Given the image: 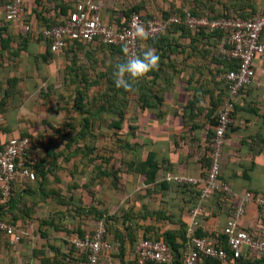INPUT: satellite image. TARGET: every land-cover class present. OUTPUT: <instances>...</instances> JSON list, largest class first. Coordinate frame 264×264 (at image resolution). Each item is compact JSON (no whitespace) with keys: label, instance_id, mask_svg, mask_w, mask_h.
<instances>
[{"label":"crops","instance_id":"crops-1","mask_svg":"<svg viewBox=\"0 0 264 264\" xmlns=\"http://www.w3.org/2000/svg\"><path fill=\"white\" fill-rule=\"evenodd\" d=\"M169 1L170 3L168 4L170 6H172L171 2L172 4L176 2L175 0ZM137 2L140 3L141 1ZM248 2L255 5L258 15L264 13V0H249ZM145 4H147V1ZM180 4L184 5L182 2ZM115 5L109 7L105 5L102 13L105 15L107 8L114 10L121 8L119 7L120 5H116L117 7ZM186 5V9H189V7L194 6V2L191 4L186 3ZM26 6L28 8L27 21L32 31L27 34L25 29L12 27L6 32L3 31L2 36L0 35V101H5L7 104L6 113H9V120L7 121L10 123L11 132L7 134V139L21 137L23 132H29L35 135V141L44 152L50 140V137H46L50 129H46L45 124H43L44 113H52L53 117H56L63 113L75 112L73 105L77 98V91L85 89L88 94H91L92 89L86 90V87L88 85L90 87L95 82L93 58H102L104 52H101V49L94 50L92 47L69 46L60 54L52 53L49 42L40 34L44 29L45 23L37 14V12L41 11V8L37 5V0H26ZM163 6L158 4L151 6V8L148 6V8L159 12ZM167 6L163 9L168 10L169 7ZM245 9H240L238 12L249 11ZM108 14L107 18H109ZM48 15L54 18L57 13L52 9ZM5 17L4 7L0 3L1 26L5 22ZM195 38L199 39V36H196L195 33L185 35L183 31L166 34L164 48H162L165 57L163 61L160 58L158 69L152 71L148 77L150 83L156 82L155 90L160 95L162 94L170 104L168 105L171 108L170 110L168 107H163L169 113H184L189 99H191L186 92V88L189 85L187 79H183L184 70L189 72L191 66L198 64L204 65L202 68H205L206 63L208 66L213 65L210 59L206 60L205 58V62H201V60L199 62L197 57L193 56L194 53H198L197 49L206 48L202 41L199 42ZM262 39L264 41V33ZM217 42H220L219 39L213 40L214 44L216 43L217 46L221 47V44H217ZM177 44H182V46L178 47ZM146 46L155 48L148 43ZM155 49L158 51L157 48ZM215 67L217 70L218 65L213 66V68ZM176 70L183 72V74L178 77L174 76L173 74L176 73ZM70 71H72V75H70ZM162 71L166 74L164 80H162ZM256 75L255 82L242 92L236 104L235 113L232 115L221 158V179L228 183L239 196L246 192H251L264 197V55L256 61ZM5 76L14 80L10 83L4 80ZM8 93L9 95H7ZM152 114L154 116V113H150V116ZM58 120L55 123L52 120L50 121V125L55 129L60 128L57 126L60 123V119ZM164 122L163 125L162 123L156 125L154 129L156 133L165 134L163 144L159 143L157 145L154 143L156 150L154 147L147 146L150 151L147 159L153 154L155 156L154 160L159 167L156 175L157 183L164 181L168 173L202 178L206 171V167L202 163V157L209 142V133L214 130L212 122H208L206 119L205 121L203 119L201 121L197 119L191 121L193 123L191 125L196 126V131L194 132L189 131V127H191L190 120L187 122L184 118L176 119L174 116H169ZM202 124H204V129L198 127L199 125L202 126ZM149 130L151 133L154 132L152 128H149ZM177 134L186 136L177 142L175 140ZM193 134L199 139V142L196 139V142L189 139V136L191 135L192 137ZM41 135H44V138ZM158 138H155V142H157ZM38 139H40V143H38ZM60 148H63V146H60ZM147 159L140 160L135 165L136 169L130 172V174L133 173V181L136 183L134 190H132L133 187L128 191L124 188L123 193L126 197L128 195L134 199L136 197V203L134 201L133 204L135 205V211L144 213V207H148V211L152 215L151 223L153 226L160 227V229L165 231L181 230L180 220L185 222L188 219L186 211L190 206V197L187 193L172 186L160 192V189L154 184H146L144 175L137 170V167L145 163ZM75 163L74 160L73 164L75 165ZM124 166L127 167V169L124 168L125 171H130L128 165ZM57 175L60 177V173ZM89 176V178H83V181L91 182L92 169H90ZM129 177L123 173L121 181L127 182L125 181L127 178L131 180L132 177ZM102 178L98 179L101 182L98 188L90 186V190H94L97 193L94 205L101 208L102 203H108L105 201L108 195L104 191L107 187L103 188L108 178ZM46 180L53 182L56 181V177L50 175ZM75 181H82V179H76ZM65 187L53 185V188L60 190L61 192L59 191L58 193L63 196L70 195L69 191L68 193L65 191L69 190V185ZM150 188L157 191L152 196L147 195V190ZM127 192L130 193L128 194ZM160 200L164 203H161ZM55 202L57 204V210H55L57 213L67 210L60 207L58 200ZM117 202L112 201L111 203L115 204ZM118 204H122V202H118ZM39 205L43 206V203ZM109 206L108 204L106 205L107 208ZM212 208L219 210L216 203H213ZM37 210L39 212L40 207ZM226 210L228 209L225 208L221 211L226 213ZM162 212L170 218H157L156 214ZM224 213H219L218 217L209 220L206 227L220 232L228 220ZM70 219H62L63 224L65 223V226H67L66 228L69 231L81 228L85 235L97 229L99 225L93 226L92 218ZM241 221L242 227L253 234V236H264V209L253 203L248 204ZM141 224H145L144 220L141 221ZM41 229L45 230L46 228L38 220L35 225L32 224V227L27 225L24 228H19V231L27 233L31 242L28 245L20 244L14 248L2 243L0 246V264H43V261L47 258H50L53 262L56 258V253L50 248L45 250L44 254H40L38 251L40 249L44 250L42 247L54 245L61 247V252H65L66 247L70 245L66 241L70 243L78 235L72 232L68 233L66 229H60L58 231L52 230L47 238L42 235ZM143 233L141 231V236H143ZM183 241L182 238L178 237V243L182 244ZM127 245L129 249L130 244L128 243ZM57 258L59 261L62 260L60 256Z\"/></svg>","mask_w":264,"mask_h":264},{"label":"trees","instance_id":"trees-1","mask_svg":"<svg viewBox=\"0 0 264 264\" xmlns=\"http://www.w3.org/2000/svg\"><path fill=\"white\" fill-rule=\"evenodd\" d=\"M175 1L176 2L173 4L171 2L172 6H170V9L164 10L163 8H161L159 12L150 10L146 6L145 2H140L135 4L133 3L127 6L125 5L126 7L124 8L121 7L123 5L120 4V2H116L117 5L118 6L120 5L121 8H119V10L107 8L105 10V13L107 12L110 14V15L108 14L109 18H107V13L105 15L102 13V17L104 20H108L110 23H114L119 26H125L130 20L132 14L135 12L142 14L143 19L146 22L153 19L156 20L167 19L172 15L183 16L186 13H191L192 15L198 17H208L210 19L219 18V17H228L231 15H238L243 18H250L258 15L255 5L248 2L249 0H242V1L235 0L236 2L233 3L234 5L233 7H231V9H222L221 7L218 6L220 5V2L218 4L213 2V0L212 1L193 0L192 2H194V6L189 7V9H186L187 7H185L186 3H188L189 0H175ZM180 2L184 3V5H181ZM0 3L3 5L6 15L5 4L1 0ZM37 5L39 6V8H41V11L37 12V14L44 21L45 23L44 28H50L52 26L61 25L64 23V17L72 13H75V0H49L48 3H44L42 0H37ZM26 9L28 12L27 6ZM52 9H54L57 13V15L54 18L49 17L48 15ZM240 9L243 10L245 9L249 11L242 12L243 13L242 14L238 12V10L240 11ZM12 27H15V29L18 28L15 24L7 22L5 19L3 25L2 26L0 25V35L2 36L3 31L6 32ZM176 31H183L185 35H191L192 33H195L196 36L199 37L202 36L205 39H209L210 42L208 43L209 48L210 46L211 48L214 46L213 40L216 38L219 39V41L222 44L221 47H219V45L218 46L215 45L214 47L215 49L216 47L218 49L216 50V52H218L217 57L219 58V60L216 62V64L218 65L216 73L218 75V81L223 89L222 91L223 96L218 98V100L216 101V108L213 110H209L211 114H214V116L212 115L213 117H211L212 118L211 122L215 130V127L217 125L216 113L220 109L224 99L228 95L227 85L225 82L221 80V75L230 70L237 69L238 62L233 59L227 58L223 55V49L227 48L228 46L226 44V36L222 31L209 32L206 29L195 30L185 27L184 25H174L165 34L159 35L154 39H147L146 44L148 43L153 47L157 48L158 49L157 53L161 58L163 54L162 48H164V41H165L164 38L166 34ZM28 33L29 31H27V34ZM195 40L198 41L199 39L195 38ZM261 41L264 42L262 37H261ZM49 46H50V42H49ZM69 46H73V47L85 46L87 48L92 47L94 50L101 49V52H104L103 56L106 55L109 56L112 54L117 55L118 63L124 62L129 57L128 54L125 53L124 51L125 49L124 46H105L100 43H85V42H75L73 44H68L67 47ZM208 47H206V49H208ZM103 56L102 58L101 57L97 59L93 58L94 69H103V66H105L106 63L105 62L106 59L105 58L103 59ZM104 74L105 73L101 75L102 78L106 76ZM150 74L151 72L141 80L145 81ZM70 75H72V71H70ZM6 77L7 76L4 77V80L10 83L14 80L11 77L10 78L8 77L6 78ZM97 81H95V84L97 83ZM140 84L142 85V83ZM88 87H86V90H88ZM113 91L115 92V94L111 95V98L109 97L111 99L110 102L112 104L114 103L117 94L119 92H123L124 90L116 87L113 89ZM85 93H86L85 89L84 90L79 89L77 91V98L73 106L75 113L78 114L80 119L77 125L73 123L64 124L65 132L63 136H62L63 129H61L63 125L59 129H55L50 125L48 121L49 119L48 115H53V114L45 113L43 115L44 124H46L45 125L46 129L50 128L55 132L53 135H51L49 144L44 149V153L40 151L41 148L39 144H37V142L35 141L34 134H31L26 131L21 134V137L29 138L31 141L32 147L28 155L27 165L35 171L36 179L34 181H17L13 184L11 201L5 205L0 203V218L2 219V221L6 222L7 224L13 226L16 229L24 228L29 223L35 221L34 216L38 213L37 209L38 207L40 208L42 207V205L39 204L43 203L44 205L48 202V200L52 199V201L58 200V204L60 205V207L65 208L67 210L57 213L56 214L57 219L40 220L41 225L46 228L45 230L41 229L42 235L48 238L52 230L58 231L60 229L63 230L66 229L68 233L72 232L78 234L77 237L85 238L93 234V232L96 229H94L91 233L86 235L81 228H76L72 231H69L68 228H66L67 226H65V223L63 224L62 219L92 218L93 221L98 222L97 224L100 225L103 223L105 225L107 230V237H106L107 241L111 242L114 246H117L119 248V251L113 255L116 264H119V262L123 263L124 259L128 260L124 264H137V253L136 250L134 251L133 249H135L144 240L160 241L166 243L171 248L174 264H183L184 257L191 247L192 238L194 239L205 238L211 244L224 248L228 253L227 264H264V257L256 254H252L247 249L243 251L242 256L239 259H235L227 243V237L223 233V229L225 225L220 232L214 231L213 229H209L206 227L208 221L215 217H218L219 213L220 214L224 213L221 210H224L225 208H227L228 210H226L225 211L226 213L224 214H226L227 219H229L236 211L239 205L238 199L232 198L230 196H226L221 191H212L210 193L209 198L202 202L201 204L202 209L199 216V226L196 228L195 233L193 235H190L188 230L191 222V211L193 208L197 207L198 204L200 203V194L202 187L193 186L189 184L180 185L175 183H169L166 180L157 183L156 175L157 172L159 171V167L157 165V162H155L154 160L155 156L153 154L149 156V158L147 159V161H145V163H142V165L140 164L137 167V170L144 175L145 177L144 181L146 184H154L158 189H160V192H163L164 190H167V188L172 186L173 188L179 189L180 191L187 193L189 195L190 206L186 211L188 219L185 220V222L180 220L181 230L165 231L160 229V227L153 226L151 223L152 215L148 211L147 206L144 207L145 212L141 213L139 211L138 212L135 211L134 207H132L131 204L127 203L126 205L121 206L122 215H116V214L111 215L110 212L98 209L94 205V202L97 198L96 197L97 193L94 192V190L91 191L90 186L98 188V185L101 183L98 181V179L102 177L109 178V176H107V174L101 170V165L97 164L98 163L97 156L94 155L95 148H93V145L87 144L88 141L86 140V138L95 135L94 131L97 126L96 123L98 122L95 120V117L104 115L106 113H99L98 111L93 114L89 109H87L88 104L85 101L86 100ZM7 95H9V93ZM193 105H195L194 101L189 102L183 113V118L186 119L187 122L189 120L194 121L197 116L196 114L191 115V113H189L190 110L189 107ZM6 106L7 104L5 103L4 100L0 101V111L4 114V119H5V123L3 125H0V138L4 141L9 140L7 139V134L11 132L10 123L9 121H7L9 120L8 119L9 113H6L7 112ZM104 110L106 111V108H104L103 111ZM108 114L113 115L115 118L117 116L119 117L118 120H114V122L111 123V126L116 130H120L121 124L124 120V113H108ZM67 127L69 129L68 131H66ZM190 130L192 132L196 131V126L193 125L192 129ZM214 130L210 132L211 140L214 136ZM57 135H61V136L59 138V142L55 144L54 139ZM42 138H44V135L42 136ZM192 138L197 139L195 134H193ZM211 140H209L208 145L205 149V153L202 157L203 166L206 167V171L203 177L207 175V171L210 168L211 150H212ZM37 141L38 143H40V139H38ZM60 146H63V148H60ZM71 151H75L72 152L73 154L79 153L81 155H84L87 158L88 163L95 164L94 165L95 168L92 172L91 182H85L83 181V179L82 181L72 182L71 187L69 185L68 188L70 195L63 196L62 194L58 193L60 190L58 191V189L53 188L55 181L51 182L46 179L48 178V176L53 174V172L55 171L54 169H56L57 171V169L59 170L60 168H63L64 165L67 162H69L68 154H71ZM51 183L52 186H50ZM152 188L147 190L148 196H152L153 193L155 194L157 192L155 191V189L152 190ZM162 202L163 201H161V203ZM213 203H216L218 205L219 210H214L212 208ZM253 204L258 206L259 208H262L256 203ZM156 215L157 218L159 219L170 218L166 216L163 212L157 213ZM143 220L145 224H141V221ZM241 222H240V226L243 230H245L242 227ZM141 231L144 232L143 236H141L142 234H140ZM245 231L255 239L258 240L264 239V236L263 237H259V235L253 236V234L249 233L247 230ZM178 237L184 240L182 244L178 243ZM30 242L31 240H29V236L27 235V237H25L15 247H17L20 244L28 245ZM2 243H6L7 245H9L6 239L0 242V246ZM66 243L70 245L66 247L65 252H61V247L59 246L49 245V246H45V248L42 247L44 250L40 249L38 251L40 254H44L45 250H47L48 248H50L52 251L56 253V258L53 262L50 258H47L46 260L43 261V264H88V257L86 253H81L80 251H78L75 248V246L72 244V241H70V243L66 241ZM128 243L130 244L129 249L127 245ZM58 256H60L62 260L59 261V259L57 258ZM203 264H223V263L218 260H213L210 258L203 257Z\"/></svg>","mask_w":264,"mask_h":264},{"label":"built area","instance_id":"built-area-1","mask_svg":"<svg viewBox=\"0 0 264 264\" xmlns=\"http://www.w3.org/2000/svg\"><path fill=\"white\" fill-rule=\"evenodd\" d=\"M5 4L6 21L18 28L31 32L26 19L25 0H1ZM48 3L49 0H42ZM103 5L98 0H75V13L64 17L61 25L44 28L40 34L50 42L54 54H60L75 42L100 43L105 46H124L128 56L140 55L146 46V41L135 38L132 33V23L138 18L149 32L148 39H154L165 34L174 25H184L190 29H206L209 32L222 31L226 36L227 48L223 55L238 62V68L221 75L226 83L228 95L216 113L217 125L211 140V161L207 175L202 178L168 173L165 180L175 184L200 186V203L191 211L189 234L193 235L199 226V216L202 202L209 198L212 191H221L226 196L239 200V205L233 215L227 220L223 229L227 243L235 259H239L247 249L250 253L264 257V239L258 240L250 236L240 226V222L250 203H256L264 208V197L246 192L239 196L232 187L221 180V158L225 139L228 134L232 115L242 92L256 80V61L264 55V42L261 41L264 32V13L255 17L243 18L238 15L210 19L198 17L191 13L172 15L163 20L146 22L142 14L133 13L125 26H119L104 20ZM11 17V19H9ZM5 123L4 114L0 111V125ZM29 138L15 137L7 141L0 138V203L5 205L12 199L13 184L17 181H34L36 173L27 165L31 150ZM28 173L25 174V170ZM27 233L19 231L0 218V242L7 240L9 246L15 247ZM107 230L102 223L85 237H75L72 244L81 253H86L88 264H116L113 255L119 251L117 246L107 241ZM137 264H174L171 248L164 242L144 240L136 249ZM203 257L218 260L227 264V251L211 244L207 239H191V247L184 257L183 264H203Z\"/></svg>","mask_w":264,"mask_h":264},{"label":"rangeland","instance_id":"rangeland-1","mask_svg":"<svg viewBox=\"0 0 264 264\" xmlns=\"http://www.w3.org/2000/svg\"><path fill=\"white\" fill-rule=\"evenodd\" d=\"M98 1L102 3L103 7H105V5L107 7L114 6L116 2H120V4L123 5L121 7L124 8L127 5L138 3L137 1H141V2L147 1V4H146L147 7L149 6L151 8V6L161 4V5H164L163 8L168 5L167 7H169L170 9V4H168L170 3L169 0H156V1L154 0H146V1L145 0H124V1L123 0H120V1L119 0H98ZM213 2L218 3V4L220 2V5L218 6L221 7L222 9H231V7H233L234 5L233 3H235V0H213ZM191 3L192 1L189 0L188 4H191ZM200 41H202L204 45H208V43H210L209 39H205L202 36L199 37V42ZM218 43L221 44V42H217V44ZM177 45L178 47L182 46V44H177ZM215 45L216 43L214 44V47ZM214 47L211 48L210 46V48L208 47V49L206 48L204 49V47L199 48L197 49L198 53L193 54V56L197 57L199 62L200 60L201 62L202 61L205 62L204 59L206 58V60L210 59L213 65L208 66L206 63L205 68H202L204 67V65L201 66L200 64H198L196 66H191V70L189 72H185L184 70L185 74H184L183 79H187L188 85H189V87L186 88V92L191 98L189 99V102H192V101L195 102V105L189 107L190 108L189 113H191V115L196 114L197 116L195 119L200 120V121L202 119L204 121L206 119L208 120V122L212 121L211 117H213L214 114H211L209 110L215 109L216 101L218 100V98L223 96V92H222L223 89L218 81L216 67L213 68L214 65L217 66L216 62L219 60V58L217 57L218 52H216V50L218 49L217 47L216 49ZM164 57H165V53L162 54V57H161L162 61ZM104 58L106 59L105 61L106 63H105V66H103V69L93 70L94 81H97V80L98 81L96 84L94 82V84L88 87V89L90 88L92 89V92L91 94H88V91H86L85 101L88 104L87 109H89L93 114L98 111L99 113H106V114L95 117V120L98 121L96 123L97 126L94 131L95 135L87 137L86 140L88 141L87 144H91L93 145V148H95L94 155L97 156V160H98L97 164L101 165V170L104 173H106L107 176H109L108 180L105 182L106 185L104 184L103 188L107 187L106 190L104 189V191H106L108 195L105 201L108 202L107 204L110 206L109 208H107L106 207L107 204L102 203V208L100 206H96V207L103 211L110 212L111 215L113 214L122 215V212H121L122 205H126L128 203V204H131L132 207H135V205L133 204H134V201L136 200V197L134 199L133 197L128 195L130 192L129 193L127 192L128 197H126V195H124L123 193L124 188L128 191L132 187H133L132 190H134V188L136 187L135 185L136 183L133 181L134 175L133 173L130 174V172L136 169L135 165L139 163L140 160L147 159L148 153L150 152L147 149L148 145L155 148L154 143L158 145L159 143L163 144L164 142L165 134L156 133L154 130L155 126L161 123L163 125V123L166 122V121L164 122V120L168 119L169 116L170 117L174 116V118L176 119L183 118V113H179V112L169 113V111H165L163 107H168L170 110L171 108L170 106H168L170 104L165 100V97L162 94L160 95V93H158V91L155 90V85H157L156 82L152 84L150 83L148 78L145 81L141 79L137 81L136 90L131 93L125 92V91L119 92L117 94V97L114 103L112 104L110 102L111 101L110 98H111V95L115 94L113 89L116 88L115 77L113 73L115 70V65L118 63V59H117V55H113V54L109 56H104L103 59ZM103 73H105L104 75L106 76L102 78L101 75ZM161 73H162L161 74L162 80H164L166 78L165 77L166 74L163 71ZM182 74L183 72L181 71L179 72L178 70H176V73H174L173 75L178 77V76H181ZM140 83H142V85ZM104 108H106V111L105 110L103 111ZM108 113H124V120L121 124L120 130H116L112 128L111 126V123H113L114 120H118L119 117L117 116L115 118L113 115L108 114ZM150 113H154V116L153 114L152 116H150ZM48 118H49L48 119L49 123L51 120L54 121L55 123L56 121H59L58 119H60V123H58L57 126L61 127L63 125V127L61 128L63 129L62 136L65 132L64 124L73 123L77 125L80 119L78 114L75 112L63 113L59 116H56L55 118L53 117V115H48ZM189 123L190 125L193 124L191 121ZM192 127L193 125L189 127L190 132H191L190 129H192ZM198 127H202L204 129V124H202V126L199 125ZM149 128H152L154 132L151 133ZM68 130L69 129L67 127L66 131ZM48 132L49 134H47L46 137H51V135L55 133L54 130L52 129H50V131ZM60 136L61 135H57L55 137L54 139L55 144L59 142ZM185 136L186 135L184 134H177L175 136L176 137L175 140L179 142ZM157 137H159L158 140L159 139L161 140L159 141L156 140L157 142H155V138ZM189 139L191 141L196 142L197 140L199 142L198 138L195 140L191 137V135L189 136ZM209 140H211V133L209 134ZM156 149L157 148H155V150ZM41 152L44 153L42 150ZM72 152H75V151H71V154H68L69 162H67L63 168H60L59 170L57 169V171L56 169H54L55 171L53 170L54 172L52 175L56 177V181L54 185L58 187H61V185L63 187H65L66 185H71L72 182H76L75 181L76 179L80 180L83 178H89L90 169H92V172H93L95 168L94 166L95 164L88 163L87 158L84 155H81L79 153L73 154ZM74 160L76 162L75 165L73 164ZM124 165H128V168L130 169V171L128 172L125 171L127 167H125ZM86 172L88 173V175ZM58 173H60V177H58L57 175ZM123 173H125V176L132 177V179L130 180L127 178V180H125L127 182H122L121 177ZM50 186H52V183ZM65 191L68 193V190H65ZM112 201L122 202V204H118V202L115 204H112L111 203ZM56 205L57 204L54 200L53 201L52 199L48 200V202L45 205H43L40 208L39 212L34 216L35 221L32 223L28 222L29 223L28 225L32 227V224L35 225L37 220L40 221L42 219H50V220L57 219V215H56L57 212L55 211L57 210ZM97 223H98L97 221H93L92 225L95 226ZM136 248L133 250L135 251ZM127 261H128L127 259L126 260L124 259L123 263L119 261L118 262L119 264L120 263L124 264Z\"/></svg>","mask_w":264,"mask_h":264},{"label":"clouds","instance_id":"clouds-1","mask_svg":"<svg viewBox=\"0 0 264 264\" xmlns=\"http://www.w3.org/2000/svg\"><path fill=\"white\" fill-rule=\"evenodd\" d=\"M11 19V17H9ZM135 38L146 41L149 38V32L138 18L132 23ZM127 53V48L124 49ZM160 56L155 48L145 46L140 55L129 56L124 62L115 65L114 77L115 86L123 89L125 92H133L136 90V82L147 76L150 72L158 69ZM55 118V117H54ZM28 170H25V174Z\"/></svg>","mask_w":264,"mask_h":264}]
</instances>
